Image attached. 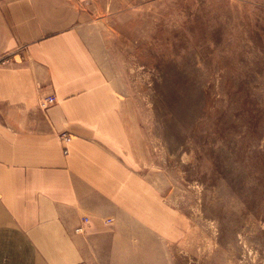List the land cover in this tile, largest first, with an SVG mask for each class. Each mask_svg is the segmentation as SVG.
<instances>
[{
  "label": "crops",
  "instance_id": "0c3cea01",
  "mask_svg": "<svg viewBox=\"0 0 264 264\" xmlns=\"http://www.w3.org/2000/svg\"><path fill=\"white\" fill-rule=\"evenodd\" d=\"M89 4L0 0V264H165L180 233Z\"/></svg>",
  "mask_w": 264,
  "mask_h": 264
},
{
  "label": "rangeland",
  "instance_id": "374dc122",
  "mask_svg": "<svg viewBox=\"0 0 264 264\" xmlns=\"http://www.w3.org/2000/svg\"><path fill=\"white\" fill-rule=\"evenodd\" d=\"M88 6L181 223L165 264H264V0Z\"/></svg>",
  "mask_w": 264,
  "mask_h": 264
},
{
  "label": "built area",
  "instance_id": "2783aa9c",
  "mask_svg": "<svg viewBox=\"0 0 264 264\" xmlns=\"http://www.w3.org/2000/svg\"><path fill=\"white\" fill-rule=\"evenodd\" d=\"M53 102H55V97L50 96V97H47L46 99L43 100L41 106L45 108V107H47L49 104H51V103H53ZM64 140H65L66 142H70L71 138L67 135V136H64ZM64 153L67 154V153H68V150L65 149V150H64ZM83 221H84V223H88V219H87V218H84ZM112 222H113V219H108V220L106 221V223H108V224H109V223H112ZM79 230H80V229H78V231H79Z\"/></svg>",
  "mask_w": 264,
  "mask_h": 264
}]
</instances>
